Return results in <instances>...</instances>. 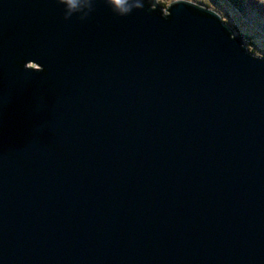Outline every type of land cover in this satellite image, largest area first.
Wrapping results in <instances>:
<instances>
[{
    "label": "water",
    "instance_id": "95a60500",
    "mask_svg": "<svg viewBox=\"0 0 264 264\" xmlns=\"http://www.w3.org/2000/svg\"><path fill=\"white\" fill-rule=\"evenodd\" d=\"M141 2L0 0V264H264V57Z\"/></svg>",
    "mask_w": 264,
    "mask_h": 264
},
{
    "label": "trees",
    "instance_id": "16d2710c",
    "mask_svg": "<svg viewBox=\"0 0 264 264\" xmlns=\"http://www.w3.org/2000/svg\"><path fill=\"white\" fill-rule=\"evenodd\" d=\"M198 1L211 9L209 4ZM158 2L162 8L167 7V3ZM213 3L218 8L211 10L243 38L247 49L256 56L264 57V0H213Z\"/></svg>",
    "mask_w": 264,
    "mask_h": 264
},
{
    "label": "clouds",
    "instance_id": "9594fccd",
    "mask_svg": "<svg viewBox=\"0 0 264 264\" xmlns=\"http://www.w3.org/2000/svg\"><path fill=\"white\" fill-rule=\"evenodd\" d=\"M64 5V19H70L74 14H79L80 20L86 19L94 11V0H57ZM107 5L114 13L120 16L130 14L134 9L143 7L141 0H106Z\"/></svg>",
    "mask_w": 264,
    "mask_h": 264
},
{
    "label": "rangeland",
    "instance_id": "374dc122",
    "mask_svg": "<svg viewBox=\"0 0 264 264\" xmlns=\"http://www.w3.org/2000/svg\"><path fill=\"white\" fill-rule=\"evenodd\" d=\"M161 2H164V3H167V6L170 4V2H172V1H174V0H160ZM188 1H191V0H188ZM200 1H203V2H205L206 4H209L211 7V9L212 8H218L216 5H214V3H213V0H200ZM191 2H193V3H195V4H197L198 6H200V7H202V8H205V6H204V4H202V3H200L198 0H196V1H191ZM32 67H36V65H34V64H32Z\"/></svg>",
    "mask_w": 264,
    "mask_h": 264
}]
</instances>
